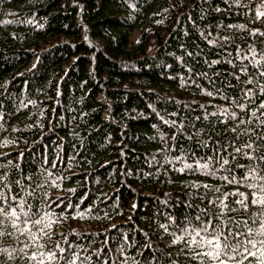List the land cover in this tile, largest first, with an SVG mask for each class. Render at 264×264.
Segmentation results:
<instances>
[{"label": "trees", "instance_id": "1", "mask_svg": "<svg viewBox=\"0 0 264 264\" xmlns=\"http://www.w3.org/2000/svg\"><path fill=\"white\" fill-rule=\"evenodd\" d=\"M257 10L264 0H0V173L17 201L51 222L50 239L32 229L39 248L24 247L27 233L8 236L9 226L0 262L39 264L43 252V264L72 253L86 264H198L191 257L206 249L173 243L207 204L194 184L247 193L248 209L233 205L231 216L258 229L262 209L246 185L176 170L249 141L264 152ZM248 89L251 99L241 96ZM222 109L239 119L221 123ZM233 163L253 161L236 154ZM260 260L257 251L243 264Z\"/></svg>", "mask_w": 264, "mask_h": 264}, {"label": "snow or ice", "instance_id": "2", "mask_svg": "<svg viewBox=\"0 0 264 264\" xmlns=\"http://www.w3.org/2000/svg\"><path fill=\"white\" fill-rule=\"evenodd\" d=\"M257 17H264V11L257 10ZM10 23V22H9ZM227 27L243 28V25H228ZM264 35V33H261ZM253 54L255 55L254 50ZM213 63H219L214 61ZM231 63V61H229ZM241 71L247 74V66L241 68ZM261 78H264V72L256 73ZM239 80V77H236ZM245 83H252L249 79ZM260 92L264 94V85H261ZM206 95L212 96V92H207ZM242 97L251 99L254 93L251 89L241 92ZM225 99H230L225 97ZM236 107L243 112L248 108L247 104L235 102ZM260 109H264V103L260 104ZM217 116L216 112L206 114L203 119L207 120L208 116ZM220 115L225 116L226 119L221 120L223 124H228L230 121H236L239 119L237 112H230L228 109H222ZM256 116V113H252ZM201 119V117H196ZM260 124H264V112L260 116L256 117ZM241 124H251L252 121H245L240 119ZM175 123V122H173ZM183 127V125H181ZM232 132L236 131V128L230 129ZM200 133L197 132V135ZM247 135V132L244 133ZM191 139V137H189ZM251 139V138H250ZM257 139L264 142V135L257 136ZM201 146L207 147L205 142H200ZM248 149L249 151H245ZM214 155L210 157H200L195 160V163H183L181 168L177 171L200 173L206 176H216L217 173H224L218 178L230 185L244 184L250 190L251 204L261 208L262 211L252 218L253 224L259 219L260 226L258 229H254L248 224L247 220L237 221L231 213L236 212L237 208L233 205H238L239 208L244 210L248 209L249 195L244 192H222L219 187H213L211 184H194L197 189L203 188L205 192L199 196L201 201L207 200L205 207L201 208L196 205L197 214L191 218L185 217V224L183 228H179L180 235L173 233L175 239L173 243H179L186 241L190 249H206L202 252H195V255L191 257L192 260L198 261V264H243V259L248 256L256 257L257 251L261 257H264V169L258 168L255 164L256 161H264V152L260 151V146L252 142H245L240 147L233 145V151L228 152V148L224 147L223 152L219 148L213 150ZM226 154V155H225ZM236 154L243 156L245 159L253 161L249 165L234 164L236 160ZM231 156V160L227 158ZM178 161L183 162L184 157H177ZM203 161V162H201ZM171 163V161H169ZM234 168H243L244 172L240 178H237ZM6 177L0 173V236H4L7 228L10 226L14 231L8 232V236H13L16 232L21 234L27 233L32 240V244L23 242L24 247H36L40 245L36 244L37 232H33L32 229H38L40 233L51 238L50 233L45 231V228L51 227V222L46 223L44 218L40 217L38 213L31 212V205H27L26 201L19 200L12 195L9 184L3 183ZM12 183V182H9ZM19 184V181H15ZM8 189L7 192L3 189ZM211 193V195H209ZM233 198V199H230ZM27 206L28 211H25ZM188 207H192L191 204ZM19 209V211H18ZM193 220L195 223H193ZM19 222V223H18ZM23 225V226H21ZM167 231V225H161ZM3 251V250H0ZM23 251V248H21ZM63 253L64 249L60 250ZM11 255V254H9ZM45 253L41 252L39 255V264H43ZM237 257H241L237 260ZM49 260L55 258V253L48 254ZM64 260V264H86V261L90 257L79 256V253H72L68 257H61ZM31 260H37L35 252L30 257ZM3 264V262H0ZM107 264V261L104 262ZM260 264H264V260H260Z\"/></svg>", "mask_w": 264, "mask_h": 264}, {"label": "rangeland", "instance_id": "3", "mask_svg": "<svg viewBox=\"0 0 264 264\" xmlns=\"http://www.w3.org/2000/svg\"><path fill=\"white\" fill-rule=\"evenodd\" d=\"M137 35V31H135V33L133 34V38H136Z\"/></svg>", "mask_w": 264, "mask_h": 264}]
</instances>
